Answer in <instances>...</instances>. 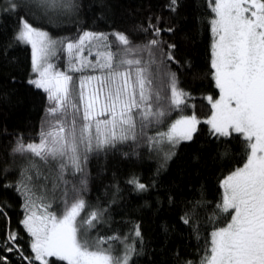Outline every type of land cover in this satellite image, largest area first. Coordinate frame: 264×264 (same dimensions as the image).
Returning <instances> with one entry per match:
<instances>
[{"label":"snow or ice","instance_id":"obj_1","mask_svg":"<svg viewBox=\"0 0 264 264\" xmlns=\"http://www.w3.org/2000/svg\"><path fill=\"white\" fill-rule=\"evenodd\" d=\"M32 3L45 15L75 7L71 0ZM176 3L170 0L172 11ZM208 6L214 14L210 20L211 68L219 98L206 97L211 116L203 122L217 139L238 134L246 142L247 155L243 166L221 182L222 202L217 208L230 213V219L226 226L212 231L200 264H264V0H208ZM17 8L15 0H7L5 11ZM158 23L159 18L142 28L151 32L142 45H133L124 33L113 34L118 42L115 50L103 33L84 32L75 43L68 42L69 71L90 67L101 73L74 81L66 72L55 71L51 63L57 43L64 42L20 18L14 40L31 46L35 78L29 83L41 89L49 101L47 127L42 128L39 141L25 144L21 139L13 149L29 154L28 167L14 187L24 199L22 224L31 237L29 253L16 249L21 264H129L135 251L131 244H124L122 254H116L113 242L123 243L119 236L89 235L102 222L103 210L91 208L80 196H70L71 181L65 176L83 173L89 154L136 142L138 129L145 135V129L161 123L172 110L183 112L190 106L186 98L191 94L178 86L176 73L167 70V62H177L172 51L176 45L167 44L166 50L160 35L173 29H161ZM86 44L88 55H92V47L98 49L95 63L84 55ZM200 123L195 113L180 115L167 132H158L159 138L148 137L147 141L151 145L166 142L174 148L181 141H192ZM172 155L168 149L165 161ZM40 162L47 166V174ZM129 183L146 190L135 178ZM57 190L63 203L59 215L51 211ZM71 191H77L75 185ZM2 209L0 205V214ZM182 219L187 224L190 217ZM135 236H140L138 226ZM9 239L18 242L15 234ZM4 251L12 252V244ZM0 264L10 261L0 255Z\"/></svg>","mask_w":264,"mask_h":264},{"label":"trees","instance_id":"obj_2","mask_svg":"<svg viewBox=\"0 0 264 264\" xmlns=\"http://www.w3.org/2000/svg\"><path fill=\"white\" fill-rule=\"evenodd\" d=\"M15 3L17 10L10 12L5 11L7 0H0V255L10 264H21L16 249L25 254L31 251V237L22 224L24 199L14 190L21 171L28 167L29 154L14 153L13 149L21 139L25 144L39 141L42 128L47 127L49 106L46 94L29 83L35 78L30 46L14 40L20 18L64 42L57 56L61 68L65 45L77 41L84 32L105 34L113 50L118 43L114 33H124L133 45H142L151 37V32L142 28L159 18L158 27L173 29L161 32L165 49L167 44L176 45L172 51L177 62H167V70L175 72L178 86L191 94L186 98L190 106L183 112L172 110L161 123L145 129V135L138 129L136 142L89 154L83 173L66 174L65 179L71 181L70 196H80L91 208L103 210L102 222L90 236L116 235L124 242H133L135 251L129 264H200L212 231L226 226L230 219V213L217 208L222 202L221 182L243 166L247 155L246 142L238 134L217 139L203 122L211 116L206 97H219L212 77L210 20L214 14L208 0H177L175 11L170 0H71L74 8L49 15L37 9L32 0ZM193 113L201 123L192 141H181L174 148L166 142L148 143V137H155L180 115ZM168 149L174 155L165 161ZM40 163L47 174V166ZM52 167L55 169L54 162ZM133 178L145 184L146 190L130 184ZM81 179L86 183L82 185ZM5 184L13 187L6 189ZM73 185L75 192L71 191ZM54 195L51 211L59 215L63 209L61 192ZM186 215L190 217L187 224L182 219ZM137 226L139 237L135 236ZM12 234L18 242L9 239ZM9 244L13 251H4Z\"/></svg>","mask_w":264,"mask_h":264},{"label":"rangeland","instance_id":"obj_3","mask_svg":"<svg viewBox=\"0 0 264 264\" xmlns=\"http://www.w3.org/2000/svg\"><path fill=\"white\" fill-rule=\"evenodd\" d=\"M35 27V26H34ZM37 28V27H36ZM38 29H40V28H38ZM41 30H43V29H41ZM43 31H45V30H43ZM45 32H47V31H45ZM48 33V32H47ZM49 34V33H48ZM49 36H50V34H49ZM53 40H55V41H57V42H59L60 40L59 39H57V38H54V37H52V36H50ZM76 42V41H75ZM75 42H73V43H75ZM28 46H30V45H28ZM88 45L86 44L85 45V50H84V55L89 59V60H91L93 63H95V61H96V55H95V53L97 52V48L96 47H92V49H91V51H92V55H88ZM30 48H31V46H30ZM56 48H57V51H56V54L54 55V56H52L51 57V63L54 65V70L55 71H61V72H66L68 75H71V76H73V78H74V81L75 80H78V78L79 77H81L82 75H100L101 73L100 72H96V73H94V72H87V70L89 69V70H93L92 68H86V69H84V71H82V72H84L82 75L80 74L79 75V73L78 72H73V71H69V67H70V65H69V54H68V52H67V50H66V47H64V52H63V54H64V68L62 67H60L59 66V62L57 61V56L60 54V52H62V44H60V43H57V45H56ZM100 51H102L101 50V48L99 49ZM32 51V50H31ZM35 74V73H34ZM78 75V77H76ZM219 98V97H218ZM217 98V99H218ZM179 118V117H178ZM178 118H176V119H178ZM198 118V117H197ZM210 118V117H209ZM175 119V120H176ZM199 119V118H198ZM174 120V121H175ZM200 120V119H199ZM173 121V122H174ZM172 122V123H173ZM199 125V124H198ZM198 125H197V128H198ZM170 126V125H169ZM169 126L166 128V129H163V130H160V131H158V132H167L168 131V128H169ZM158 132H156L155 134H154V136H155V138H159L158 136H157V133ZM223 190V189H222ZM123 241V240H122ZM114 243V249H115V252H116V254H122V252H123V250H124V244H131L132 246H133V242H124L123 241V243H119V242H113ZM130 263V262H129Z\"/></svg>","mask_w":264,"mask_h":264}]
</instances>
